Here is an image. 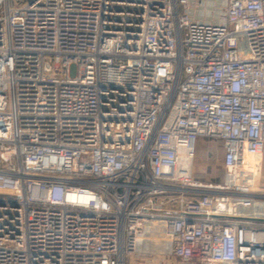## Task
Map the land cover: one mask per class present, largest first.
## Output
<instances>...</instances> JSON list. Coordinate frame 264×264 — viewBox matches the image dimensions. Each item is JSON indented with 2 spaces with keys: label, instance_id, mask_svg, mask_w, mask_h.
Segmentation results:
<instances>
[{
  "label": "built area",
  "instance_id": "2783aa9c",
  "mask_svg": "<svg viewBox=\"0 0 264 264\" xmlns=\"http://www.w3.org/2000/svg\"><path fill=\"white\" fill-rule=\"evenodd\" d=\"M189 1L0 0V264H264V0Z\"/></svg>",
  "mask_w": 264,
  "mask_h": 264
},
{
  "label": "rangeland",
  "instance_id": "374dc122",
  "mask_svg": "<svg viewBox=\"0 0 264 264\" xmlns=\"http://www.w3.org/2000/svg\"><path fill=\"white\" fill-rule=\"evenodd\" d=\"M201 0H190V5L193 6L194 3L200 2ZM216 1V0H215ZM205 2V0H204ZM212 6H215L216 10H220V15H223L226 18L229 12V6L226 0H219L217 4L210 3ZM218 13V12H217ZM209 23V22H206ZM238 53L243 57L247 58L249 56L248 47L246 41L244 39H240L237 47ZM225 148L223 140L213 139L207 137H199L196 140L192 159H191V170H190V178L194 182H202L203 183H213L218 180L224 179L225 176ZM263 167H264V157H263ZM264 174V170L262 175ZM200 180V181H199ZM220 180V181H221ZM261 182V180H260ZM262 182L264 183V175ZM261 185V183H260ZM262 186V185H261ZM155 229H158L159 226L157 224H152ZM159 249H161V245L158 241L153 240L151 243V250L154 252L153 254H157V259L154 256L146 257V256H138L131 255L129 257L130 264H144L147 261L151 262L150 264H163V260ZM156 257V256H155ZM205 263L199 264H212L207 260H203ZM201 262V261H200Z\"/></svg>",
  "mask_w": 264,
  "mask_h": 264
},
{
  "label": "crops",
  "instance_id": "0c3cea01",
  "mask_svg": "<svg viewBox=\"0 0 264 264\" xmlns=\"http://www.w3.org/2000/svg\"><path fill=\"white\" fill-rule=\"evenodd\" d=\"M217 1L219 0H201L200 2L194 3L193 6H191V9L189 11L190 17L193 20L201 21V22H209V23H223L225 18L223 15H220V10H216L215 6H212L210 3L217 4ZM218 12V13H217ZM264 170V167H263ZM264 175V174H263ZM262 175V179H263ZM261 179V185L264 187V183ZM205 263V261H199V262H191L190 264H199V263Z\"/></svg>",
  "mask_w": 264,
  "mask_h": 264
},
{
  "label": "trees",
  "instance_id": "16d2710c",
  "mask_svg": "<svg viewBox=\"0 0 264 264\" xmlns=\"http://www.w3.org/2000/svg\"><path fill=\"white\" fill-rule=\"evenodd\" d=\"M214 139V138H213ZM220 141H222L221 139H220ZM221 180V179H220ZM220 180H218L217 182H213V183H221L222 182V180L220 181ZM200 181V180H199ZM201 182V181H200ZM202 182H206V181H202ZM212 183V182H211Z\"/></svg>",
  "mask_w": 264,
  "mask_h": 264
},
{
  "label": "water",
  "instance_id": "95a60500",
  "mask_svg": "<svg viewBox=\"0 0 264 264\" xmlns=\"http://www.w3.org/2000/svg\"><path fill=\"white\" fill-rule=\"evenodd\" d=\"M45 69H48V66L47 65L45 66Z\"/></svg>",
  "mask_w": 264,
  "mask_h": 264
}]
</instances>
